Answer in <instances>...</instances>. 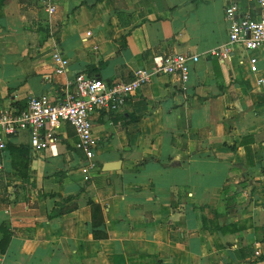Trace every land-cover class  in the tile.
<instances>
[{
	"label": "crops",
	"instance_id": "1",
	"mask_svg": "<svg viewBox=\"0 0 264 264\" xmlns=\"http://www.w3.org/2000/svg\"><path fill=\"white\" fill-rule=\"evenodd\" d=\"M56 3L50 20L43 0L0 6V108L58 102L78 75L129 81L159 55L199 60L186 82L156 76L117 112L91 115L98 170L87 183L67 124L47 151L33 152L25 132L8 140L29 161L13 170L17 155L0 154V226L10 234L0 264H263L264 46L211 56L228 42L225 8L254 17L255 0ZM55 52L68 62L63 74ZM113 162L118 170H101ZM89 202L101 208L105 239L92 235ZM246 248L250 258L238 253Z\"/></svg>",
	"mask_w": 264,
	"mask_h": 264
},
{
	"label": "built area",
	"instance_id": "2",
	"mask_svg": "<svg viewBox=\"0 0 264 264\" xmlns=\"http://www.w3.org/2000/svg\"><path fill=\"white\" fill-rule=\"evenodd\" d=\"M56 2L43 0L49 20L56 13ZM255 4L257 12L254 17L237 18L238 6L235 4L225 8V18L229 24L228 42L213 50L212 57L228 60L236 44H242L246 51L264 46V0H255ZM52 60L55 74H63L67 70L68 62L59 52L53 53ZM198 60V56L190 54L159 55L153 59L150 68L136 69L129 81L114 80L108 83L78 75L58 102L48 96H39L30 98L23 108H0V154L7 150L8 140L22 132L28 134L29 148L33 152L47 151L57 143V131L62 124H67L74 131L75 149L83 155V180L87 183L98 170L95 162L98 141L92 133L91 115L99 110L117 112L135 92L156 76H175L186 82L190 65ZM249 64L250 70L255 72L256 59L252 58ZM259 83L264 85V78ZM255 255L259 253L255 252Z\"/></svg>",
	"mask_w": 264,
	"mask_h": 264
},
{
	"label": "trees",
	"instance_id": "3",
	"mask_svg": "<svg viewBox=\"0 0 264 264\" xmlns=\"http://www.w3.org/2000/svg\"><path fill=\"white\" fill-rule=\"evenodd\" d=\"M6 2H8V0H0V6L4 5ZM90 69H94V68H90ZM251 142H252V138H246L242 140L241 142V145L245 149L246 159L250 164H252L253 162L252 161L253 160L252 149L250 148V144H249ZM8 147L12 155H17L18 157L12 160L13 170H19V171L21 169L26 170L28 166V161H29V158H28L29 149L25 146H12L10 144L7 145V148ZM21 175L24 176V172H22ZM222 201H224V198H222ZM89 204L91 206V211H92V225H91L92 235L96 239H105L107 237V234L102 227L104 225V220L102 217L101 208L98 205L93 204L91 202H89ZM231 205L232 203L229 205L225 204L224 207L225 209H229ZM0 233L2 234V238L0 239V250L3 252L10 239V234L7 232L4 225L0 226ZM238 253L241 254L243 258L245 257L250 258L253 255L254 251H253V248H246V249L239 250ZM261 261L264 264V256L261 258ZM155 264H161V263L157 260Z\"/></svg>",
	"mask_w": 264,
	"mask_h": 264
},
{
	"label": "water",
	"instance_id": "4",
	"mask_svg": "<svg viewBox=\"0 0 264 264\" xmlns=\"http://www.w3.org/2000/svg\"><path fill=\"white\" fill-rule=\"evenodd\" d=\"M120 165H121L120 162L105 163V164H103L101 170L104 172L115 171V170H118L120 168Z\"/></svg>",
	"mask_w": 264,
	"mask_h": 264
}]
</instances>
